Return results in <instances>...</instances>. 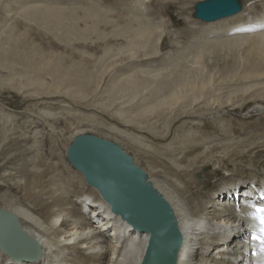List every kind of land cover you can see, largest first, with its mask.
I'll use <instances>...</instances> for the list:
<instances>
[{
    "label": "bare ground",
    "instance_id": "1",
    "mask_svg": "<svg viewBox=\"0 0 264 264\" xmlns=\"http://www.w3.org/2000/svg\"><path fill=\"white\" fill-rule=\"evenodd\" d=\"M157 1L163 6L172 2ZM146 2L150 0H136V10L133 8L126 17H122L124 24L120 21L123 27L119 28L121 32L113 31L112 36L117 40L122 38L124 41L119 42H127V45L104 52V61L99 62L100 69L103 65L101 75H107V79L101 93L95 94L94 101L101 98L107 100L108 105L106 103L103 107L111 110L110 115L119 123L133 127L134 131L131 132L107 124L109 131L117 133L131 149L139 151L148 164L149 178L172 204L183 232L178 264H264V221L261 220L264 216V212H261L264 205V170L257 166L264 153L257 159L248 158L247 155L248 152H254L256 147L264 152V141L254 144L248 142L239 147H236V141L208 145L210 143H207L204 136H197L188 142L182 140L189 139L191 133L185 127L178 129L177 134L181 140L177 139L175 146L172 145L174 137L171 143H158L155 146V139H167L170 134L168 127L181 119L183 126L188 123V116L203 117L220 110L223 104L249 97L264 99V0H240L241 9L238 12L228 18H221L223 20H215V23L210 21V24L203 27L193 23L190 25L187 20L189 17L184 16L187 30L192 28L188 36L190 42L185 46L178 32L153 24L156 20L150 16H155V13L143 8ZM21 4L7 7V14L12 16L15 11L22 10L30 18L43 20L45 25H51L54 29L66 23L63 30L67 33L73 28L85 31L84 28H78L74 23L76 21H72L71 27L65 22L59 8L53 5L40 7L39 3ZM93 9L96 10L95 7L90 8L86 17L99 14L97 10L93 12ZM195 13L196 5L194 17L197 18ZM101 21L117 23L105 17ZM86 26L87 30L94 27ZM117 27L114 26V29L118 30ZM156 32L161 34L156 37ZM164 36L168 37L169 45L173 48L164 53L158 52L155 41H161ZM6 43L13 46L8 52L3 50ZM14 43L19 44V37L11 32L0 40V55L3 53L0 66L10 70L16 65L22 69L17 77L11 72L6 76L8 85L9 81H22L23 77L27 84L30 82L34 86L35 83L39 86L52 83L55 87L57 81L61 82L57 84L58 87L67 83L64 88H59V93L84 98V83L96 81L94 74H88L70 64L65 68L63 65L66 64L58 59L55 61L51 57L47 58L46 55H40L36 64L35 55L38 53L24 48L18 54ZM208 55H233L243 65L223 71L225 68L212 64L208 65L211 67L208 70L205 62H213L211 56L205 58ZM8 59L10 61H6ZM46 78H51L53 82L48 83ZM51 90L49 92L54 93ZM128 91H139L135 94L141 93L140 99L134 101L133 96L136 95L132 92L128 97L125 96ZM263 108L261 105L254 106L256 110ZM221 121L214 120L212 123ZM81 133L85 132L78 130L75 136ZM230 162L232 167L228 166ZM206 165L212 166L210 173H202ZM250 167H254L255 171L249 170ZM256 170H260L261 174L257 175ZM50 172L52 170L46 169L40 176L33 173L29 187H25L28 189L23 188L21 191L23 200L16 198L18 201H14L11 198V201L7 200L8 204L0 206L17 214L23 228L40 242L42 252L39 260H15L0 249V264H140L148 234L133 231L129 224L111 211L109 204L93 187L87 192L78 191L80 186L72 182L75 190L72 188L71 193H63L53 186L56 183H53ZM199 172L202 176L195 177ZM211 172L216 175L210 181ZM42 183L51 189L42 190L39 187ZM38 188L39 191H47L49 198L45 202V209L39 207L34 211L36 203H33L32 197ZM87 208H91L88 215ZM97 221L103 223L99 225Z\"/></svg>",
    "mask_w": 264,
    "mask_h": 264
},
{
    "label": "rangeland",
    "instance_id": "2",
    "mask_svg": "<svg viewBox=\"0 0 264 264\" xmlns=\"http://www.w3.org/2000/svg\"><path fill=\"white\" fill-rule=\"evenodd\" d=\"M135 1L136 0H0V40L4 36L6 37L8 32H11L13 35L19 37V44L14 43L15 48H18V54H21L24 48L28 51L38 53L35 55L36 64L39 62L38 60L40 55H46L47 58L51 57L55 61L58 59V61L62 64H66L63 65L65 68L68 67L69 64L72 66L74 65L73 67L96 76V81L94 83H84L83 87L86 88L84 89V92L86 91L85 97L75 98L69 95V93H59V88H64L67 83L64 84L65 86L60 87H58L57 84L59 83L60 85L61 82L57 81L55 82V87L52 86V83L51 85H47V82H53L51 78H46L47 86H45V84L39 86V84L37 85L36 83L34 86L33 83L30 82H28V85L27 80L24 79L25 77H23V79L21 78L22 81L18 79H15L13 82L9 81L8 85V81L5 79L6 76H8L11 72L16 74L17 77L18 74L22 72V69L16 65V68L13 66L10 70L0 66V206L2 204L4 205V203L8 204L9 201H11V198L12 200L14 198V201H18L16 198L23 200V197H21V191L23 188L28 189L25 187H29L28 183L31 178H33V173L40 176L46 169L48 171L52 170V173L50 172L49 175L52 176L51 179L54 181L53 183H56V185L53 186L61 189L65 194L69 192L71 193L73 189L75 190L72 182L80 186L78 191L81 190L87 192L90 188L92 189V187L85 182L83 175L74 169V167L68 162L66 156L67 147L74 139L75 132L78 130L85 133L96 134L119 143L129 154L133 156L137 164L148 171V164L145 162V159L141 156L139 151L131 149L124 143V140L117 133L109 131L107 124L114 125L117 128L120 127L119 129L121 130L123 129L131 132L134 131L133 127L125 126L119 123L114 116L110 115L111 110L109 111V108L103 107V105L107 103V100L101 98L102 100L97 99L94 101L95 96L101 93L100 91L104 89L106 83L105 81L107 79V75H101L103 72V65H101L100 69L99 61H104V52H110L114 49V47L117 48L119 46L127 45V42L121 44L120 42L124 40L122 38L117 40L112 36V34L116 31L117 33L121 32L122 29L119 30V28L123 27L120 25H122V22L123 24L125 22L122 17H126L133 8L136 10L137 5H134ZM199 1L201 0H172L167 7L163 6L157 0H150V2L144 3L146 6L143 4V8L147 12H152L153 14L155 13V16H150L152 18L154 17L156 20L153 23L154 25L155 23L156 25H163L161 28L173 30L176 33L178 32V35L185 43L184 44L182 42L185 46L190 42L188 41V36L191 34L190 30H192V28L187 30L188 26L184 21V16L185 18L189 17L187 20L190 25L193 23L196 24V26L203 27L204 25L206 26L207 23L210 24V22H204L194 17L195 5ZM167 2L169 3V1ZM23 3L27 5L39 3L40 7H49L53 5L55 8H59L60 12H62L65 17V22H67L71 27H73V22L76 21L74 23L79 26L78 28H84L85 31L82 32L81 30L78 31L73 28L70 30V33H67L63 30V28H65L64 26H66L64 21V26L60 25L58 29H54L51 25H45L43 20L30 18V16L24 14L25 12L22 10V12L15 11L12 15L13 17L7 14L6 10L8 8H13L16 4L24 5ZM94 7L99 14L86 17V13L90 12V8L92 9ZM98 7L102 8V10ZM96 10L93 9V12H97ZM17 12H20V14ZM72 15L74 19L72 18ZM104 17L110 20H116L117 23H104L105 20L101 21ZM217 21H211V23H215ZM86 25L94 27H89L92 30H87ZM114 26H118V30H115ZM104 33H107V35ZM159 33L161 34V32ZM155 34L157 35H155L156 37L160 35H158L157 32ZM151 41L153 42V40ZM155 42V46L158 45L156 47V50H159L158 52L164 53L173 48L169 45L168 37L164 36L161 41ZM153 44L154 42L152 45ZM11 46V44L6 43L3 46V50L8 52L10 51ZM210 56L213 59V62L208 63L206 61L205 64L207 66L217 64L216 67L221 69L225 68L223 71L235 66L241 67L240 65H243V62L239 61L240 59L233 55L230 57L221 56L222 58L220 56L217 57L216 55H208L205 58ZM2 57L3 53L0 55V61L3 60ZM6 61L10 60L8 59ZM209 66L207 67L208 70L211 69ZM81 68H84L85 70ZM93 71L96 72L94 73ZM106 73L107 72H105V74ZM73 78L78 79L74 76ZM19 81L22 83H19ZM36 85L38 87H36ZM57 87L58 89H56ZM45 88L48 90L47 92ZM49 90L54 93L51 94ZM56 90L57 92H55ZM131 92L136 95L135 93H138L139 91ZM131 92L128 91V94L126 93L125 96L128 97ZM147 93L150 94V92ZM139 95H136L138 98L133 96L134 101H138L140 99L141 95ZM254 98L249 97L237 102L223 104L219 107L220 110L215 112L213 111L212 113L203 116L204 118L202 116H188V118H186L188 123H184L183 126L181 125V119L180 121H177L176 124L174 123L168 127L167 130L170 129V134L167 139H155V146L157 147L158 143L160 145L171 143L173 141V137L174 141L172 142V145L174 144L173 146H175V142L177 143L181 140L177 134L179 131L178 129H185V127L186 129H189L191 133L189 135V139L182 140L188 142L193 139L195 140L197 136V138H199V136L202 138L205 137V140H208L207 143H210L208 145H213L214 142L217 144L236 141V147H239L247 144L248 142V144H254V142L258 143L260 141L262 142L264 141V108L261 110L257 109V111L254 109V106H264V99L257 97ZM106 105H108V103ZM51 112H53V114ZM214 120L222 121L220 123H212ZM198 121L200 123H198ZM223 130L225 132L224 134ZM143 134L147 136L146 133ZM207 136L210 137L208 138ZM212 138H214V140ZM177 139L178 141H176ZM228 149H231V147L228 146ZM262 153L264 152L256 147L254 152L247 153L249 156L247 157L257 159L258 157H261ZM230 163H228V166L232 167V163ZM51 166H53L52 169L50 168ZM257 166L258 168L264 170V157L260 162H257ZM37 169V172L39 173L35 172ZM39 169L41 171H39ZM211 169V165H206L202 173H210ZM249 170L254 172L255 168L250 167ZM255 173L257 175L261 174L260 170H256ZM199 175L200 177L202 176L200 173L195 174V177L199 178ZM215 175L216 174L211 172L209 180L211 181L215 179ZM39 187L42 190L51 189L50 187H45V183L40 184ZM38 191L39 188L37 193L32 197L33 203H36L34 211L38 210L39 207L42 210L45 209L47 205L45 202H47V199L49 198V195L46 193L47 191ZM45 194L47 196H45ZM89 209L91 210V208ZM86 210L88 215V208Z\"/></svg>",
    "mask_w": 264,
    "mask_h": 264
},
{
    "label": "water",
    "instance_id": "3",
    "mask_svg": "<svg viewBox=\"0 0 264 264\" xmlns=\"http://www.w3.org/2000/svg\"><path fill=\"white\" fill-rule=\"evenodd\" d=\"M241 9L240 0H203L196 17L210 22ZM69 163L97 189L111 211L133 231L147 233L140 264H178L183 232L170 201L154 186L147 171L123 146L92 133L74 137L66 150ZM0 249L15 260H39L40 242L22 226L14 212L0 207Z\"/></svg>",
    "mask_w": 264,
    "mask_h": 264
},
{
    "label": "snow or ice",
    "instance_id": "4",
    "mask_svg": "<svg viewBox=\"0 0 264 264\" xmlns=\"http://www.w3.org/2000/svg\"><path fill=\"white\" fill-rule=\"evenodd\" d=\"M261 212H264V209H262ZM261 220L264 221V216L261 217Z\"/></svg>",
    "mask_w": 264,
    "mask_h": 264
}]
</instances>
